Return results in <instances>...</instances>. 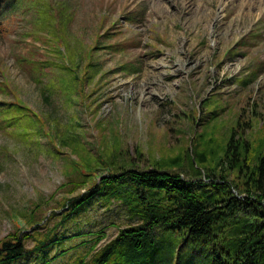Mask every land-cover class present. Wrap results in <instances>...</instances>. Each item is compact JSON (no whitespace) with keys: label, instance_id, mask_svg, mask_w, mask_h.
Wrapping results in <instances>:
<instances>
[{"label":"rangeland","instance_id":"rangeland-1","mask_svg":"<svg viewBox=\"0 0 264 264\" xmlns=\"http://www.w3.org/2000/svg\"><path fill=\"white\" fill-rule=\"evenodd\" d=\"M3 108L0 240L18 227L54 228L68 210L63 199L84 190L67 171L77 155L51 143L49 131L76 134L91 158L104 153L143 169L205 139L222 144L240 109L245 138L262 135L264 0H4ZM48 198L35 229L22 214ZM54 210L60 214L50 216ZM137 222L123 203L95 201L59 223L56 232L73 238L51 264H71L96 235H106L100 248ZM35 243L29 238L26 247Z\"/></svg>","mask_w":264,"mask_h":264},{"label":"trees","instance_id":"trees-1","mask_svg":"<svg viewBox=\"0 0 264 264\" xmlns=\"http://www.w3.org/2000/svg\"><path fill=\"white\" fill-rule=\"evenodd\" d=\"M243 112L240 109L222 144L205 139L186 154L144 169L105 158L104 153L91 158L83 154L85 147L76 134L49 131L50 142L56 139L77 155L67 171L78 173L72 180L75 189L84 187L63 199L62 207L68 210L59 223L87 211L95 201L121 202L138 218L100 248L97 244L106 235L88 234L98 239L71 264H264V123L258 127L262 135L245 138ZM0 114L6 115L7 109ZM218 115L217 109L211 113L212 119ZM99 169L104 171L100 175ZM50 201L43 199L30 217L22 216L39 228L36 212ZM58 214L54 210L50 216ZM59 223L44 233L26 234L18 227L7 234L0 240V264L29 255L34 264H51L67 254L63 244L73 237L58 234ZM29 238L36 242L32 248L26 247ZM53 247L57 252L51 255Z\"/></svg>","mask_w":264,"mask_h":264}]
</instances>
